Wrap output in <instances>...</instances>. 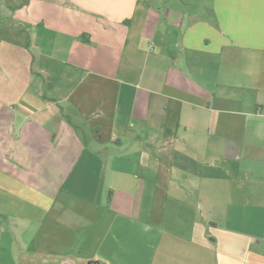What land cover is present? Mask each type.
Segmentation results:
<instances>
[{
  "label": "crops",
  "instance_id": "1",
  "mask_svg": "<svg viewBox=\"0 0 264 264\" xmlns=\"http://www.w3.org/2000/svg\"><path fill=\"white\" fill-rule=\"evenodd\" d=\"M25 2L0 7V264H264V0Z\"/></svg>",
  "mask_w": 264,
  "mask_h": 264
},
{
  "label": "rangeland",
  "instance_id": "2",
  "mask_svg": "<svg viewBox=\"0 0 264 264\" xmlns=\"http://www.w3.org/2000/svg\"><path fill=\"white\" fill-rule=\"evenodd\" d=\"M27 1V0H11L10 4H14V5H20L22 4V2ZM177 0H149V2H161L162 5H169L170 3H174ZM189 1V0H188ZM2 2H5V0H0V7L2 5ZM6 4V2H5ZM212 4V0H190L189 6L185 7L186 11H189L190 8L195 9V10H199L200 12H204L206 6H210ZM0 24L2 27V29H0L1 33H11L12 30L9 29V25L13 28L12 24H14L15 22L11 21L9 18H7L6 16H4L2 13H0ZM17 31V30H16ZM16 31L14 33H16Z\"/></svg>",
  "mask_w": 264,
  "mask_h": 264
},
{
  "label": "trees",
  "instance_id": "3",
  "mask_svg": "<svg viewBox=\"0 0 264 264\" xmlns=\"http://www.w3.org/2000/svg\"><path fill=\"white\" fill-rule=\"evenodd\" d=\"M28 1H29V0H27V1L25 2V4H27ZM5 2H6V5H7L8 7H10L11 0H5Z\"/></svg>",
  "mask_w": 264,
  "mask_h": 264
}]
</instances>
